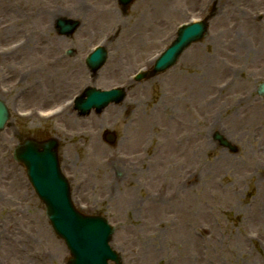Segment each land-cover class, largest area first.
I'll return each mask as SVG.
<instances>
[{"label": "rangeland", "instance_id": "obj_1", "mask_svg": "<svg viewBox=\"0 0 264 264\" xmlns=\"http://www.w3.org/2000/svg\"><path fill=\"white\" fill-rule=\"evenodd\" d=\"M34 1L41 9L20 26L13 23L22 13L12 6L0 11V98L10 116L0 133V264H65L69 257L23 167L12 160V149L27 137L57 139L73 205L112 226L110 246L119 264H264V95L257 94L264 82V0H136L126 12L116 0ZM58 18L80 24L59 35ZM203 19L206 36L173 67L131 81L150 68L179 26ZM235 42L245 53L234 49ZM97 45L106 49L107 61L90 75L84 58ZM226 66L235 70L233 78ZM202 78L210 88L198 95ZM214 84H231V106L221 99L200 111L216 101ZM119 86L126 89L123 102L100 114L78 117L57 107L86 87ZM168 112L179 113L176 123L195 137L185 142L182 155H168L181 172L163 192L155 167L149 172L134 164L158 145L146 128L149 119L172 128ZM106 131L117 136L114 144L104 142ZM214 132L235 151L220 146ZM111 158L118 163L109 171ZM158 195L163 202L151 203Z\"/></svg>", "mask_w": 264, "mask_h": 264}, {"label": "water", "instance_id": "obj_2", "mask_svg": "<svg viewBox=\"0 0 264 264\" xmlns=\"http://www.w3.org/2000/svg\"><path fill=\"white\" fill-rule=\"evenodd\" d=\"M131 1L119 0L124 6ZM58 25L61 27L62 23L58 22ZM74 28L73 26L62 27V33H70ZM205 30V23L180 29L177 39L155 63L151 75L163 72L174 65L182 51L192 42L200 40ZM104 61L105 52L99 49L89 56L86 63L88 68L95 71L103 65ZM263 91L264 85L261 86L259 94ZM85 96V100L79 99L76 102V109L81 114L88 113L92 108L100 112L111 102L119 103L124 94L118 90L100 92L88 89ZM7 120L8 113L0 101V131ZM214 139L218 140L224 148L235 151L219 135L216 134ZM56 148L57 144L53 140L44 143L25 140L14 148L13 159L25 167L29 182L45 205L46 217L52 230L64 241L69 250L70 258L66 264H108V261L118 264V255L108 245L113 233L111 227L101 217L83 216L72 206L67 181L59 170Z\"/></svg>", "mask_w": 264, "mask_h": 264}, {"label": "bare ground", "instance_id": "obj_3", "mask_svg": "<svg viewBox=\"0 0 264 264\" xmlns=\"http://www.w3.org/2000/svg\"><path fill=\"white\" fill-rule=\"evenodd\" d=\"M74 3H78V0H74ZM40 5H41V3L36 2L34 0H2L0 2V11L4 8H8V7L12 6V11H15V12L18 11V12L22 13L23 16L18 17L13 23L14 26H20L22 24H25L28 19L30 20L31 18H34V16H35L34 12L37 13L41 9L39 7ZM21 11H23V12H21ZM17 14L19 15V13H16V15ZM36 18H38V16H36ZM261 36L264 37V32H261ZM232 44H234V41H231L230 45H232ZM234 49L237 50V52L239 51L240 55H241V53L244 52V51H242L244 49L243 45L240 46V44L238 42L237 43L235 42ZM228 53L230 54V56H232L230 51H228ZM247 58H248V60L251 58L249 54H248ZM211 68L212 67H210L208 69H211ZM226 69L229 72V74H230V72H232L231 73L232 77H229V78H233L235 76V70L231 71V67H228V66H226ZM238 70L240 72H243L242 69H238ZM214 83H216V82H214ZM231 84H224L219 89L215 88L216 84H214L213 85L214 87L212 86L213 87V94H214L213 97H215L216 101L214 103H212L213 98L211 97L212 99L210 100V105H208V106L203 105V107L200 108V111L206 110L207 107H209L211 105H212L211 106V109H212L213 106L218 105L217 101H220L221 99H224L226 101V103L229 105L231 103L230 100L232 99V97L227 96V94L230 93ZM209 85H210V83L207 80H204L202 78L199 82V85H198L202 88V90L201 91L197 90L198 95L201 92L207 91L210 88ZM196 96L197 95H195V97ZM238 100L239 101H237V102L241 103L244 100V96L238 97ZM229 106H231V104ZM189 107L192 110H194L195 112L198 110L197 108H195V105L194 106L192 105L191 102H189ZM234 107L235 106H232L229 109H232ZM182 115L185 118L184 112L182 113ZM164 116H165V119H167V124L169 126H172V128L163 130V128L166 126V124L157 125L156 123H153L149 119V122L146 124L147 125L146 128L151 129V140L156 141L158 143V145H156L155 147L151 146L149 151H146V155L139 158V159H136L137 161L134 164L135 166H137V168H143L146 166L150 167V168H148L149 172H150V169L152 166L155 167L156 172L153 170L152 174L155 175L154 176L155 178H156V175L159 178L161 177L160 175H162L161 178L163 179V182H162V185H160V189L163 192L166 189L165 188L166 185L170 186L172 184L171 177H173V176L179 174V172H181V168H179L178 166L170 164V161L168 159V155L172 156V155H176L179 153L182 155L183 152L186 151V149H185L186 147L184 145V144H186L185 142L186 141L188 142V140L190 141L192 138L195 137L193 131H190V132H192L193 136L190 135V132L189 133H183L182 132L185 130V127L182 126V124H180L179 121L176 123V120H175V117H178L179 113H175V116H174L173 113L168 112V113H165ZM204 120H208V119L202 118L201 122L205 123ZM73 122L74 121L71 122V125H73ZM241 124H244V118H242L238 121V125H241ZM203 125H206V124H203ZM172 137L175 139H173ZM173 142L175 144H173ZM115 158H111V159H109V161L106 162L105 166H106V168L109 169V171L111 169H115L117 167L116 164L118 163V161L116 159H118V158H116V159ZM121 163L123 165H125L123 162H121ZM187 175H188V172L186 171V173L183 175V177H181V179L184 182H186L188 180ZM112 184H110V186ZM110 186L108 187V185H107V188H108L107 190L111 189ZM173 194L174 193L168 194L169 200L172 198ZM160 195L154 196L153 197L154 201L152 200L150 202L151 203L163 202L165 197H163L164 198L163 199ZM148 198H150V197H147L146 199H148ZM151 199H152V197H151ZM9 212H14V211L9 210ZM21 261L23 262V264H27V262H28L24 259H21Z\"/></svg>", "mask_w": 264, "mask_h": 264}]
</instances>
